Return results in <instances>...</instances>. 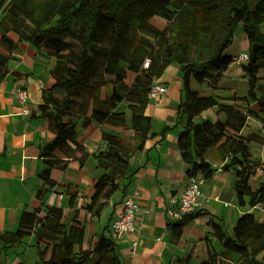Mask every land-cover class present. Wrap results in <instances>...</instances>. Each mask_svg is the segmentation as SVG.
Returning <instances> with one entry per match:
<instances>
[{
    "label": "trees",
    "instance_id": "1",
    "mask_svg": "<svg viewBox=\"0 0 264 264\" xmlns=\"http://www.w3.org/2000/svg\"><path fill=\"white\" fill-rule=\"evenodd\" d=\"M158 9L170 18L160 27L152 23ZM263 21L264 0H0V82L8 74L16 79L28 75L8 66L20 53L19 41L67 56L60 59L62 70L52 71L53 83L42 89L37 106L53 134L40 150L47 163L40 178L52 185L50 169L64 166L57 151L69 156L79 148L78 123L93 120L120 126L131 133L132 146L124 136L102 132L106 149L97 159L102 172L93 180L90 204L100 195L110 196L128 178L131 153L151 136V119L145 113L150 85L175 64L182 73L175 122L180 127L177 145L187 164L186 176L198 173L205 179L213 174L215 168L199 145H216L229 157L224 167L235 169L236 203L264 208V180L256 185L251 180L264 161L253 159L250 147L252 141L263 142L264 135L239 133L248 116L259 120L264 131ZM239 25L248 40L247 59L238 64L245 104L237 106L243 109L233 108L223 120H196L206 109L208 96L192 88L190 80L218 87L217 81L235 56L224 51ZM147 26L157 34L146 35L141 27ZM227 128L235 135L221 141ZM197 214L170 221L171 238ZM61 217V208L53 205L43 214L38 209L24 210L14 230L0 232V243L15 246L27 236L42 241L39 259L33 264H122L114 239L104 231L91 248L75 250L81 231L64 225ZM212 227L223 251L217 257L208 252L200 264H264V221L254 212L239 214L229 232L215 221Z\"/></svg>",
    "mask_w": 264,
    "mask_h": 264
},
{
    "label": "crops",
    "instance_id": "2",
    "mask_svg": "<svg viewBox=\"0 0 264 264\" xmlns=\"http://www.w3.org/2000/svg\"><path fill=\"white\" fill-rule=\"evenodd\" d=\"M155 18L159 17L152 18L154 25ZM18 47L20 53L11 58L8 66L26 71L28 75L16 79L8 74L0 82V232L14 230L22 211L38 209L43 214L48 206L53 205L61 208L64 225L78 227L81 231L75 250L91 248L103 231L110 234V223L121 212L122 200L133 196L143 211L136 223L139 232L135 251L131 253L128 238L114 240L122 264H191L193 261L200 264L208 252L217 257L223 247L212 233V223L215 221L229 232L237 216L245 211V206L236 203L235 169L224 167L229 157L216 145H199L215 170L201 185L200 205L194 211L197 216L187 221L175 238H171L168 230V223L175 220L169 211L170 199L177 198L187 177V164L182 160L177 145L180 127L175 122L181 87L177 94L168 93L180 70L176 66L173 69L167 67L157 78L166 84L167 89L159 106L151 100L146 106L145 113L151 119V136L146 138L141 149L129 156L128 178L110 196L100 195L90 204L94 193L93 180L102 172L97 166V159L106 149L102 132L124 136L132 146L131 133L120 126L93 120L86 124L78 123L76 141L79 148L69 156L57 151L64 166H53L50 169L53 184L46 183L40 178L41 171L47 166L40 150L53 134L37 106L42 102V89L53 83L52 71L62 70V57L44 49L37 50L24 40L19 41ZM236 66L229 71V75L225 76L224 71L220 77L241 79L240 67ZM17 85L28 90L29 114L22 113V106L13 97ZM237 90L228 89V96L216 95L220 103L212 101L209 104L207 100L206 109L196 120H223L233 108L243 109L237 105L245 104L244 98L240 97L244 92L237 93ZM176 100L178 104L173 109L170 104ZM249 122L254 126H250ZM251 131L264 135L260 121L248 116L239 133L246 135ZM234 135L233 130L227 128L225 137L220 140L226 141V136ZM252 143L261 145L258 156L252 152V158L263 162L264 140L252 141L250 147ZM252 178L255 185L264 180V164L254 171ZM38 189L43 190L39 193ZM257 208L260 217L257 219L264 221L261 204L250 209ZM43 246L42 241L35 242L32 236L25 237L15 246L4 247L0 243V264H33L38 261Z\"/></svg>",
    "mask_w": 264,
    "mask_h": 264
},
{
    "label": "built area",
    "instance_id": "3",
    "mask_svg": "<svg viewBox=\"0 0 264 264\" xmlns=\"http://www.w3.org/2000/svg\"><path fill=\"white\" fill-rule=\"evenodd\" d=\"M247 54L240 53L235 55L233 60L235 64L244 62ZM148 65V60L144 61V66ZM166 92L164 83L154 79L148 91L149 99L155 106L161 104V96ZM13 97L17 103L22 106V113L29 114L28 90L17 85L13 91ZM204 178L201 174H194L186 177L185 184L176 199H170V214L173 219L180 218L183 214L191 213L197 210L200 205L201 185ZM143 211L141 205L133 196H127L122 200V210L116 215L110 223V234L114 240L123 237L128 238L131 253L137 248L138 228L136 226L138 215ZM132 236L129 238V236Z\"/></svg>",
    "mask_w": 264,
    "mask_h": 264
},
{
    "label": "rangeland",
    "instance_id": "4",
    "mask_svg": "<svg viewBox=\"0 0 264 264\" xmlns=\"http://www.w3.org/2000/svg\"><path fill=\"white\" fill-rule=\"evenodd\" d=\"M155 16L156 17H159V18H155L156 20L153 21L157 27L163 26V23L166 22V21H168V19H170V18H168L167 16H165L163 14L162 9H158L156 11L154 17ZM260 28L264 32V21L261 23ZM141 29L144 31V33L146 35L155 36L157 34V31L155 30V28H153L151 26L141 27ZM247 48H248V40L245 37V34H244V31H243L242 26L239 25L235 29L232 42L229 44V46H227L225 48V51L224 52L226 54L238 55L240 53L246 52L247 51ZM61 57L63 59H65L67 56H66V54H64V55H61ZM53 59H54V61H56V58H53ZM57 61H59V60H57ZM174 66H175V64H172V65H169L168 67H169V69H173ZM235 66H236L235 62L232 61L229 64L228 68L225 70L224 75L225 76L229 75V71L230 70H233L235 68ZM236 68H237V66H236ZM178 72H179V76L181 77V74H182L181 71H178ZM179 76H178V79H176V81L172 82V84L170 85V88H169V92L168 93H170V94H177L178 93L179 88L181 87V80H180L181 78H179ZM235 78H237V79H232V78H228L227 79L226 77H222V78L220 77L219 80L217 81L218 88H210L205 83L198 82V81H196V80H194L192 78L190 80V85L192 86V88H195V90H199V92H201L203 94H206L207 96L209 95V97H208V103L210 104V102H212V101L219 102L218 98L215 97L216 95H219V96H228L229 95L228 89H236V90L238 89L240 91H241V89H244L243 81H241L240 79H238V77H235ZM177 81H179V84L180 85L178 84ZM165 86H166V84H165ZM238 90H237V93L240 92ZM210 95H211V97H210ZM223 99H226V98H223ZM230 100H232V98H230ZM227 101H229V99ZM177 102H178L177 100L174 101V102H172L170 104V107H172L173 109H175L176 106H177V104H178ZM249 123H250V126H254V124H252V122H249ZM246 131H247V129L245 130V132ZM260 146L261 145L258 144V143H252L251 144V150H252L253 154H255L256 156H258V153H259V150H260ZM256 173H258V171ZM251 180L253 181V178ZM250 208L251 207H249V206L246 205L245 208H244V210H249V211L254 212L255 216L259 219L260 218L258 216V214H259L258 209L259 208L253 209V210L250 209ZM234 256L236 257V255H234ZM191 264H199V262L198 261H193Z\"/></svg>",
    "mask_w": 264,
    "mask_h": 264
}]
</instances>
